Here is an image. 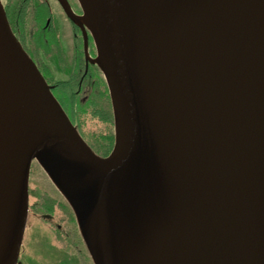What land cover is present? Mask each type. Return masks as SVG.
I'll use <instances>...</instances> for the list:
<instances>
[{
    "label": "water",
    "instance_id": "obj_1",
    "mask_svg": "<svg viewBox=\"0 0 264 264\" xmlns=\"http://www.w3.org/2000/svg\"><path fill=\"white\" fill-rule=\"evenodd\" d=\"M58 1L94 39L115 141L84 139L0 0V264L34 161L95 264H264V0Z\"/></svg>",
    "mask_w": 264,
    "mask_h": 264
},
{
    "label": "rangeland",
    "instance_id": "obj_2",
    "mask_svg": "<svg viewBox=\"0 0 264 264\" xmlns=\"http://www.w3.org/2000/svg\"><path fill=\"white\" fill-rule=\"evenodd\" d=\"M2 1L4 5L5 2H8L10 10L12 11L17 5V0ZM37 1L41 0H36V2ZM48 1L52 12L55 13L57 19L56 23L58 28L56 27L55 34L52 33L53 36L47 42L41 40V38L38 40L37 32L34 33L33 37L27 30L22 32L24 43L28 49L27 51L36 61L45 77L49 80L52 86H55L54 93L56 97L59 99L60 103H62V106L71 120L80 128L86 141L89 142L92 147L100 153V155L106 156L113 148L115 132L112 103L104 75L100 70V79H97V82L93 84V87H91L90 84L85 85L82 91L80 90V92H77L78 94L76 93L77 107L73 108L71 97L73 92L75 90L77 91V84L72 72V69L74 70L72 58H74L75 36L73 34L72 24L70 25L67 16L62 13L61 8L58 6V0ZM72 1L75 6L81 10L79 1ZM42 10L43 12H46V21L49 16V19L51 20L53 17L52 12L49 15L47 13V7H44ZM37 11L36 8L33 7L30 14V20L35 23V26L38 29L43 23L41 22L42 20H39ZM13 19L14 17L11 16L10 21L13 22ZM55 24L53 22V29L55 28ZM18 27H20V24ZM56 36L57 38H55ZM56 41L59 46L56 45ZM93 43L95 58L97 49L94 39L93 41L91 39L88 40L86 36L81 45H83L84 50L88 52V50H92ZM29 187L33 190L32 192L34 194L30 198L31 201L45 202V200H47L50 202L51 199L49 198H53L56 199L57 202L60 200L61 203H67L63 197V200L60 198L61 195L58 190H56V185L38 161H34L32 164ZM55 190L59 194L56 193ZM79 228V231L82 234L80 225ZM30 238L32 239V237Z\"/></svg>",
    "mask_w": 264,
    "mask_h": 264
},
{
    "label": "flooded vegetation",
    "instance_id": "obj_3",
    "mask_svg": "<svg viewBox=\"0 0 264 264\" xmlns=\"http://www.w3.org/2000/svg\"><path fill=\"white\" fill-rule=\"evenodd\" d=\"M42 1L51 9L48 0ZM68 2L77 14L82 13L72 0H68ZM58 6L61 8L62 13L67 16L70 25L72 24L71 26L75 36L74 58H72L74 70L72 69V72L77 84V92H80L85 85L90 84L93 87V84L97 82V79H100L99 77L101 75L98 65L93 62L95 56L94 43L92 50H88V52L81 45V43L83 44L84 37L87 36V39H91L92 41L93 37L88 29L84 32L80 25L68 17L59 1ZM52 15L51 20L49 19L50 16L47 18L46 25L51 23L53 26V22L54 24L56 23L55 13L52 12ZM56 27L58 28L57 23L55 24V29ZM76 127L81 133L80 128L77 125ZM81 135L83 136L82 133ZM96 152L100 154L98 151ZM56 190L60 193V198L62 199L63 197L67 203H61L60 200L57 202L53 198H49L51 199L50 202L47 200L45 202L31 201L30 198L34 194L32 192L33 190L29 187L28 223L17 264H95L85 238L79 231V223L73 208L57 187ZM56 190L55 192L58 193Z\"/></svg>",
    "mask_w": 264,
    "mask_h": 264
},
{
    "label": "trees",
    "instance_id": "obj_4",
    "mask_svg": "<svg viewBox=\"0 0 264 264\" xmlns=\"http://www.w3.org/2000/svg\"><path fill=\"white\" fill-rule=\"evenodd\" d=\"M33 7L36 8V11L39 10V11H37L38 12V18H39V20H42L41 22L43 23L40 25V27H38V29L35 26V23L30 20V14H31V10L33 9ZM44 7H47V10H48L47 13L50 15L51 9L48 6H46L42 0L37 1V2H36V0H17V5L13 10L14 12L12 10H10L9 3L5 2V8L7 10L9 19L11 20V16L14 17L13 22L10 21L11 25L13 27V30L16 33L17 37L22 42V44L24 45V47L26 48V50H28V49L24 43V40L22 37V35H23L22 32L28 30L29 33H31L33 37H34V33L37 32L38 40L41 38V40H44L47 42L53 36L52 33L55 34L56 29L55 28L53 29V26L51 25V23L46 25V17H45L46 12H43V10H42ZM30 23H31V26H30ZM19 24H20V27H18ZM55 38H57V36ZM56 45L59 46L57 44V41H56ZM48 82H49V80H48ZM50 85H51V83H50ZM54 88H55V86H52L53 92L55 90ZM76 93H77V91L75 90L73 92L72 97H71L72 98L71 100L73 103V108L77 107L76 106V100H77L76 99Z\"/></svg>",
    "mask_w": 264,
    "mask_h": 264
},
{
    "label": "bare ground",
    "instance_id": "obj_5",
    "mask_svg": "<svg viewBox=\"0 0 264 264\" xmlns=\"http://www.w3.org/2000/svg\"><path fill=\"white\" fill-rule=\"evenodd\" d=\"M64 1L66 2V1H68V0H64ZM68 3H69V2H68ZM80 21H81L82 23H84L85 25L88 24V21H87L86 17H85V18H81ZM27 223H28V220H27ZM26 227H27V225H26ZM174 239L178 240V238H176V237L173 238V239H169V240L167 241V247L176 246V240H174Z\"/></svg>",
    "mask_w": 264,
    "mask_h": 264
}]
</instances>
